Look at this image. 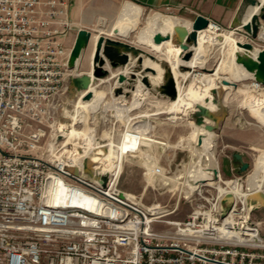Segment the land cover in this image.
Wrapping results in <instances>:
<instances>
[{
  "label": "built area",
  "instance_id": "built-area-1",
  "mask_svg": "<svg viewBox=\"0 0 264 264\" xmlns=\"http://www.w3.org/2000/svg\"><path fill=\"white\" fill-rule=\"evenodd\" d=\"M69 7L0 0V264H264L259 221L224 209L227 191L166 220L118 187L125 149L63 111Z\"/></svg>",
  "mask_w": 264,
  "mask_h": 264
},
{
  "label": "rangeland",
  "instance_id": "rangeland-1",
  "mask_svg": "<svg viewBox=\"0 0 264 264\" xmlns=\"http://www.w3.org/2000/svg\"><path fill=\"white\" fill-rule=\"evenodd\" d=\"M104 1L108 4L115 2L116 6L110 9L109 4L106 13L95 14V18L89 24L91 40L79 58L78 69L87 71L90 68L93 43L96 35L99 34L134 46L138 50V55L132 53L128 62L124 64L118 63L116 66H111L108 62L104 65L107 69L106 73L101 76L104 80L95 79L96 86L90 89L92 94L88 99H82V89L78 87L75 74H69L67 77L69 86L61 99L64 101L63 111L73 112V118L77 116L83 123L94 125L98 137L105 138L108 132L119 148L125 149L124 158L121 162L116 161L115 163V166L120 169L117 178L118 187L130 193L131 197L134 195L145 205L159 202L164 208H174L173 212H165L167 214L162 219L166 220L186 219L198 205H209L213 201L212 197L218 193L217 184L230 185L233 180L237 179L239 190L249 192L251 182L259 178L264 165V114L250 111L244 105V98L247 95L245 86L255 84L262 89L264 85L252 78L261 79V77L256 69L247 70L241 66L233 69L234 67H231L235 63H240V60L231 58L232 47L228 43L223 46L215 44L206 49L203 57L204 65L200 67L179 65L177 69L180 75L174 78L169 68V58L174 53L167 54L164 48L151 43L146 27L147 18L155 12L183 18L191 23L200 14L217 25L218 33L222 30V32L228 31L236 41L250 42L252 47L259 52L264 49V38H252L242 28L238 27L235 30L232 27L242 0L239 4L222 5L190 4L187 0H176V2L168 1L156 7L128 0L139 5L142 13L139 28L127 38L108 35L112 23L126 0ZM113 10L115 12H112ZM259 23L261 27L258 32L264 28V19H260ZM178 38L175 37V44L179 42ZM183 43L191 48L194 45L189 39L184 40ZM66 47L70 52V43H67ZM183 54L179 53L178 56L183 59ZM145 58L152 59L151 61L159 64L162 78L157 83L150 80H147L145 84L141 83L143 78L148 75L152 76L156 72L155 69H146V66H143ZM139 60L142 61L139 62ZM219 66L221 69H217V76L211 74ZM118 73L125 75L122 81H118ZM199 73L210 74L217 78H220L219 75L226 74L225 78L235 84V88L224 87L221 88V92L219 91L220 94L212 95L215 107L210 111V115L204 116L207 118L204 123L214 125V135L210 137V164L195 149L196 135L204 129V123L196 122L197 116L191 109L178 118H171L173 114L168 112L169 103L178 98L175 97L177 93L179 95L178 86L182 87L181 90H185L189 82L195 80L194 76L197 77ZM183 74H186L185 78ZM170 77L174 80L177 89L174 97H170L163 91V85ZM136 89L145 93L139 102L134 99ZM121 95L124 97V105L129 107L128 110L119 111L117 109L116 101L120 100ZM213 101L209 100L208 103ZM194 105L196 107L200 104L195 103ZM116 111H119V114ZM110 127L112 131H108ZM234 152H239L241 158L236 159L233 156ZM243 162H246L247 166L240 169ZM218 176L222 179L220 183ZM185 182L192 188L187 187ZM247 203L250 205V217L259 221L258 227L264 242L262 233L264 231V211L261 208L263 205L260 203L256 205V201L252 198H248ZM241 204L237 201V205ZM230 205L227 199H223L224 209ZM153 227L155 229L168 228L169 224L155 222Z\"/></svg>",
  "mask_w": 264,
  "mask_h": 264
},
{
  "label": "bare ground",
  "instance_id": "bare-ground-1",
  "mask_svg": "<svg viewBox=\"0 0 264 264\" xmlns=\"http://www.w3.org/2000/svg\"><path fill=\"white\" fill-rule=\"evenodd\" d=\"M259 1L260 0H255V2H257V3H259ZM253 4L247 3L246 0L241 3V5L239 7L238 14H237V17L235 18L233 25H241L240 19L242 17V14L244 13L245 9L249 5H253ZM263 10H264L263 8L259 9L258 11L255 12L254 15L259 16L262 13ZM242 24H244V23H242ZM191 25H192V23H191ZM177 26H180V25H175L173 27V29H172L173 30V35L171 36V40H170V44L176 49L170 47V50L166 52L167 54L170 53V52L174 53L173 56L169 58V68L171 69L170 72H172L174 78L175 77L177 78L180 75V72L177 69V67L179 65L183 64V65H188L190 67H196V66L200 67V66L204 65L203 64L204 55L203 54L200 55V59H198L196 56L201 54V52L202 53L204 52V54H205L206 49L210 48L211 46H213L215 44H220L221 46H223V45L229 43L231 45V47H232V51H231V54H230L231 58H239V60L242 59V57L245 55V52L247 50V49H244V48L239 47L237 45L238 41H236L234 38H232V35H231L230 32H227V31L226 32H222L223 31L222 30L221 33H218L217 30H219V29H217V25L212 23V22H209V24H208V26L206 28L196 31L197 38H196L195 44L192 46V50H193L192 57L188 61H184L183 59L180 58V56H178L179 53H183V51L179 48V45H178L179 42L177 44L174 43L175 37H178V32L176 30ZM260 27H261L260 23H258V30L260 29ZM185 28H187V27H185ZM187 29H188V31H190L191 27L187 28ZM97 37H98V35H97ZM177 40H179V38ZM112 47L114 48V50L116 52H118L119 55L125 53V54H128L129 57L132 56L131 54L133 53V51L132 50L130 51V50L126 49L124 46L112 45ZM167 49H168V47L164 46V50H167ZM137 55H138V53H137ZM151 60L148 59V58H145L144 61H143V66H146V68L155 69L156 72L152 76L148 75L145 78V81L142 79L141 80L142 84H145L147 82V80H150L153 83L154 82L157 83L162 78V71L158 67L159 64L157 65V63H154ZM240 62H241V64H243V62L244 63L245 62L246 63H255V62H250V61H240ZM72 64L74 66L75 58L72 59ZM75 67L76 66H74L73 69H70L71 73L76 74L75 73V69H76ZM217 69H218V67L211 74H215L217 76V74H216ZM220 69H221V67H220ZM185 76H186V74H183V78H185ZM195 77L196 76H194L195 80L190 81L185 90H181L182 87L180 88V85L178 86L179 87V95L177 93V95L175 96L176 98L178 97L177 100L169 103L170 104V108L168 109V112H171L173 114L171 116V118L181 117V115L186 113V111L188 109L189 110L190 109L193 110L194 113L197 116V114L199 113L198 112L199 109L197 108V105L195 107V105H194L195 103L203 105V106H206L209 111H212L214 109V107H215L214 106L215 104H214V101H213L214 99L212 98V95L218 94L219 91L221 92V88H224V87L235 88V84H233L231 81H229L228 84L222 83L221 79L227 77L226 74L219 75V77L221 79L217 78V77H214V76H212L210 74H204V73H199L198 76L196 78ZM102 80H104V78H100V81H102ZM95 86H96V84L94 82V83H92L89 86V89H92ZM245 88L247 90V93H246L247 95L244 98V105L250 111L260 112V113L264 114V86H262V89L261 88L259 89L257 85L251 84V85L245 86ZM134 92H137V90L134 91ZM82 93H84V91H82ZM119 99L120 100L116 101L117 107H118L117 109L119 111L121 109L128 110L129 107L124 105L125 102H124L123 95H121V97L119 96ZM134 99L138 100V102H139L142 98H139L137 96V94L135 95V93H134ZM209 100H212L213 102L209 104L208 103ZM132 104L133 103H131V105ZM119 111H116V112H118V114H119ZM67 113L71 114V116H74L73 112H67ZM204 116L205 115H202L201 119L204 120V122H205V121H207V118L204 117ZM74 118H76V117H74ZM203 127H204V129L200 132V134L196 135V138H195V140H196V148L195 149L197 150L198 154L204 160H206L208 162V164H210V162H211L210 137L212 135H214V132L210 131V130H207L204 125H203ZM200 165L201 164H199V166ZM195 166H197V165H195ZM217 179H218L219 183L222 180L220 176H218ZM185 185L187 187H189V188H192L187 182H185ZM216 188L218 190V193H222L223 191L230 192L232 194V196L231 197H227V200H230L232 202L233 201H239L248 210L250 208V205L247 203V199L248 198L249 199H251V198L254 199L256 201V203H258V204L259 203L262 204L263 200L259 196L258 192L259 191H264V165L261 168L259 178L251 182V184L249 186V192L248 191L242 192V191L239 190V184H238L237 179L233 180L230 185L225 184V186H223V185H218L217 184ZM215 205H216L215 207H217V203H215ZM219 229L224 230V231H228L227 228L224 225L222 227L219 226ZM239 238H240V236H239ZM259 243L264 244L263 240H261Z\"/></svg>",
  "mask_w": 264,
  "mask_h": 264
},
{
  "label": "water",
  "instance_id": "water-1",
  "mask_svg": "<svg viewBox=\"0 0 264 264\" xmlns=\"http://www.w3.org/2000/svg\"><path fill=\"white\" fill-rule=\"evenodd\" d=\"M245 0H242V2ZM247 3L253 4L255 0H246ZM260 19H264V10L262 13L257 16V15H252L250 22H246L241 25H233V29H238L242 28L243 30L246 31L247 34H249L250 37L255 38L258 37V23ZM209 20L204 17L203 15L198 14L191 25V30L188 31L187 28L184 26H177L176 30L178 32V37H179V48L183 51V60L188 61L193 54L192 48L189 47L187 44H184V40L189 39L192 40L193 44L196 42V31L197 30H202L206 28L209 24ZM91 40V32L90 30L84 29V28H79L76 34V37L74 39V42L71 46L70 52H69V58H68V68L73 69V64H72V59L78 56V58L81 56L83 50L88 46L89 42ZM155 42L159 43L160 42V37L158 34L154 37ZM112 45H118V46H124L128 50H132L133 54L137 53V48L134 46L126 43L119 41L117 39H113L110 37H107L103 34H99L98 37L95 40L94 43V49L92 52L91 56V72L83 70L80 73H76L75 79L78 82L79 87L84 91V93L81 95L82 99H87L91 96L92 92L89 89V86L95 82L96 78H101L102 75H104L107 71L106 68H104V65H107L108 62L110 63L111 66H116L118 63H127L130 57L128 54H121L119 55L118 52L114 50ZM237 45L239 47H242L244 49H250L253 45L250 42H238ZM257 62L255 63H244L243 66L245 69L250 70L255 68L256 72L259 74L261 79L259 78H254L252 77L256 82H260L261 84L264 85V49H261V51L258 52L257 54ZM142 60H139V62ZM150 69V68H146ZM154 70V69H151ZM125 75L118 73V81H122L124 79ZM145 81V78H143ZM222 83L228 84L229 81L226 78L221 79ZM164 89L163 91L169 95L170 97H174L177 93V89L174 84V80L170 77L167 79V82L163 85ZM197 108L199 109V113L197 114L196 117V122L198 124L204 123V120L201 119L202 115H210V111L206 106L203 105H197ZM204 126L207 130L213 131L214 125L211 123H204ZM233 156L236 159L241 158V154L239 152H234ZM247 166L246 162H243L240 166V169H244ZM259 196L263 200V207H264V191H259L258 192ZM232 194L230 192H226L224 194V197H231Z\"/></svg>",
  "mask_w": 264,
  "mask_h": 264
},
{
  "label": "crops",
  "instance_id": "crops-1",
  "mask_svg": "<svg viewBox=\"0 0 264 264\" xmlns=\"http://www.w3.org/2000/svg\"><path fill=\"white\" fill-rule=\"evenodd\" d=\"M132 1L137 2L141 5L150 6V7L161 6L163 4L168 3V1L176 2V0H132ZM240 1L241 0H187V2L190 4H200V5H207L210 3L211 4L214 3L218 5L239 4ZM101 4L102 6L100 7ZM109 4L106 3L104 0H70L69 19L72 22V26L64 38L65 44L70 43V46H72L79 28L90 30L89 24L95 18L94 17L95 14H98L99 12L106 13L108 11V6H110V9L116 6L115 2H111ZM262 8L264 9V0H260L259 3L255 2L253 5H249L245 9L244 13L242 14L240 23L242 24V23L250 22L252 15H254L256 11ZM112 12H115V11L113 10ZM141 13H142V9L139 5L126 0L122 4L119 13L117 14L114 22L112 23V26L109 29L108 35L123 36V38H127L132 32H134L135 30H137V28H139L138 24H139ZM175 25H180V26L190 28L191 22L186 21L183 18H179L175 16H166V14H163L160 12L153 13L151 16L147 18V25H146L147 32L150 38V42L151 43L153 42L155 45L162 47V48L168 45V49L165 50L166 52L170 50V47L174 48L170 44V40H171V36L173 35L172 29ZM230 31L232 32V30ZM155 34H158V36L161 39L159 43L155 42L154 40ZM258 37L264 38V28H261V31L258 32ZM94 43H95V40H94ZM93 49H94V46L92 47V52H93ZM202 54L204 55V52L203 53L201 52V54H199L196 57L200 59V55ZM257 54H258V50L254 47H251L250 49L246 50L245 55L242 57L240 61L257 62V59H256ZM79 58L78 56L75 57V64H74V66H76L75 73L81 72L78 69ZM238 66H241L244 68L241 62L235 63L231 67L232 68L234 67L233 69H235ZM91 69H92V66H90V68L87 69V71L91 72ZM218 70H220V66L218 67ZM141 92L142 91L138 89L137 92H134V93L135 95L137 94L139 98H143V95L145 93L144 92L141 93ZM115 98L117 99V97ZM256 205L258 204L256 203ZM261 208L264 211V207L261 206ZM262 233L264 234V231Z\"/></svg>",
  "mask_w": 264,
  "mask_h": 264
}]
</instances>
